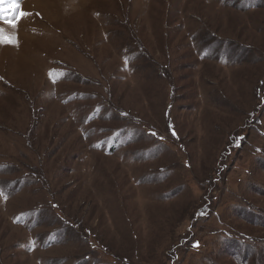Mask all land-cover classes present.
I'll use <instances>...</instances> for the list:
<instances>
[{
  "label": "rangeland",
  "instance_id": "374dc122",
  "mask_svg": "<svg viewBox=\"0 0 264 264\" xmlns=\"http://www.w3.org/2000/svg\"><path fill=\"white\" fill-rule=\"evenodd\" d=\"M0 264H264V0H0Z\"/></svg>",
  "mask_w": 264,
  "mask_h": 264
},
{
  "label": "snow or ice",
  "instance_id": "6c2138e0",
  "mask_svg": "<svg viewBox=\"0 0 264 264\" xmlns=\"http://www.w3.org/2000/svg\"><path fill=\"white\" fill-rule=\"evenodd\" d=\"M169 129L172 130V126L171 125H169ZM152 135L155 136L156 134L155 133H152ZM172 135L175 136V132L174 131H172ZM193 247H199L198 242H195L193 244Z\"/></svg>",
  "mask_w": 264,
  "mask_h": 264
}]
</instances>
